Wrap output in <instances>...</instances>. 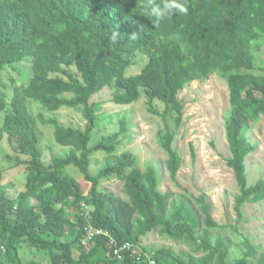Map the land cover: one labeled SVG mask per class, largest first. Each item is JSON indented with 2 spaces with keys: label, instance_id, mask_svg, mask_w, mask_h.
<instances>
[{
  "label": "trees",
  "instance_id": "obj_1",
  "mask_svg": "<svg viewBox=\"0 0 264 264\" xmlns=\"http://www.w3.org/2000/svg\"><path fill=\"white\" fill-rule=\"evenodd\" d=\"M145 2L0 0V264H148L137 260L135 248L118 259L107 236L83 245L90 227L107 230L119 245L154 252L158 264H264V251L238 229L245 205L264 199V179L249 185L247 174L256 148L247 133L264 117V0H182L187 14L158 25L147 17ZM11 71L15 75L7 77ZM213 75L229 91L226 162L238 188L236 225L214 221L204 195L186 192L174 199L161 192L157 169L137 166L130 152L91 173L93 155L116 154L127 131L122 120L121 131L90 145L103 106L94 96L114 87V104L129 106L142 97L148 113L162 119L157 139L176 181L183 159L168 122L178 130L185 110L181 93ZM36 105L54 113L76 110L85 126H65ZM38 124L52 126L56 142L71 151L46 163ZM70 166L82 181L66 172ZM14 170L20 172L17 183L5 186L6 173ZM113 177L123 182L125 199L100 186ZM229 229L244 248L233 261L230 239L212 232ZM155 231L189 251L142 247Z\"/></svg>",
  "mask_w": 264,
  "mask_h": 264
},
{
  "label": "rangeland",
  "instance_id": "obj_2",
  "mask_svg": "<svg viewBox=\"0 0 264 264\" xmlns=\"http://www.w3.org/2000/svg\"><path fill=\"white\" fill-rule=\"evenodd\" d=\"M139 71L140 69L137 68L132 72ZM12 74L15 75L13 71L7 72L6 76L10 77ZM115 92L116 88L107 87L94 96L95 101L103 106L98 113L90 145H95L105 137L121 131L122 120L127 121V131L121 136V144L117 147L116 154L97 152L93 155L91 173L97 174L106 163L112 162L115 156L130 152L137 158V166L142 168L152 166L157 169L161 178V192L172 193L174 199L186 192L195 197L204 195L210 204L214 221L220 225H236L234 204L238 188L234 173L226 162L230 152L226 139L225 120L230 105L229 91L224 80L218 75H213L204 83H192L180 95L185 106L182 125L175 130L172 122H168L170 129L176 131L174 148L183 159L176 181L171 180L166 170L167 155L157 139L158 131L165 127L162 119L148 113L146 99L142 97L133 105L114 104L112 98ZM158 106L162 111L163 106L160 104ZM38 108L48 117H57L65 126L81 128L85 126L81 113L76 110L63 108L54 113ZM32 110L35 115L39 112L34 107ZM38 132L46 163H50L53 156L64 157L71 151L70 147L56 142L52 126L38 124ZM247 136L256 146L255 151L247 158L248 184L254 185L258 180L264 179V117L250 129ZM0 164H2L1 159ZM66 172L77 180H83L82 174L74 166L68 167ZM19 175L20 172L17 170L8 171L4 185L16 184ZM100 186L118 198H126L123 193V182L116 177L103 180ZM243 211L244 223L238 224V229L251 239L259 252L264 251V199L247 203ZM212 232L214 238L220 234L230 239V261L243 254L244 248L240 244L239 237L232 233L231 229ZM142 247L153 250L172 248L176 253L189 251V246L173 242L157 231L142 239Z\"/></svg>",
  "mask_w": 264,
  "mask_h": 264
},
{
  "label": "clouds",
  "instance_id": "obj_3",
  "mask_svg": "<svg viewBox=\"0 0 264 264\" xmlns=\"http://www.w3.org/2000/svg\"><path fill=\"white\" fill-rule=\"evenodd\" d=\"M143 8L146 12L147 17L151 18V21L154 25H158L173 15L176 14H187L188 8L186 5L182 2V0H161L160 3H154L153 0H146L145 4L143 5ZM119 33L114 32L112 39L116 40ZM135 33L133 34V38H135ZM86 205L85 203H83ZM82 204V207H83ZM87 210L90 211L89 207L86 205ZM83 209V208H82Z\"/></svg>",
  "mask_w": 264,
  "mask_h": 264
},
{
  "label": "built area",
  "instance_id": "obj_4",
  "mask_svg": "<svg viewBox=\"0 0 264 264\" xmlns=\"http://www.w3.org/2000/svg\"><path fill=\"white\" fill-rule=\"evenodd\" d=\"M83 209L87 210L86 205L83 204ZM98 236H107L110 239V243L112 244L114 250L113 253L118 259L123 258V254L125 252L131 253L133 249L135 248L134 254L137 255V260L142 261V257L146 259L148 264H158L157 261L154 259V252L148 253L141 249L139 246H134L131 243H124L122 245H119L118 242L113 238L110 233L107 230L103 229H94V228H88L86 230V233L83 237L82 244L88 245L91 241H93ZM133 255V254H132Z\"/></svg>",
  "mask_w": 264,
  "mask_h": 264
}]
</instances>
